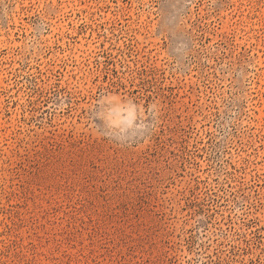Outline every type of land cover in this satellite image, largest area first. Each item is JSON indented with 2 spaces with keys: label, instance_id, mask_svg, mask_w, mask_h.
I'll list each match as a JSON object with an SVG mask.
<instances>
[{
  "label": "rangeland",
  "instance_id": "1",
  "mask_svg": "<svg viewBox=\"0 0 264 264\" xmlns=\"http://www.w3.org/2000/svg\"><path fill=\"white\" fill-rule=\"evenodd\" d=\"M0 264H264V0H0Z\"/></svg>",
  "mask_w": 264,
  "mask_h": 264
}]
</instances>
